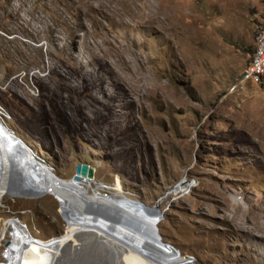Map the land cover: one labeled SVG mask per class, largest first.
I'll return each mask as SVG.
<instances>
[{
  "label": "rangeland",
  "instance_id": "rangeland-1",
  "mask_svg": "<svg viewBox=\"0 0 264 264\" xmlns=\"http://www.w3.org/2000/svg\"><path fill=\"white\" fill-rule=\"evenodd\" d=\"M101 1L0 0L3 123L59 180L84 162L93 198L163 211L173 264H264V0ZM30 166L40 196L0 192V264L10 218L51 242L74 224ZM100 245L85 264L133 263Z\"/></svg>",
  "mask_w": 264,
  "mask_h": 264
},
{
  "label": "bare ground",
  "instance_id": "bare-ground-1",
  "mask_svg": "<svg viewBox=\"0 0 264 264\" xmlns=\"http://www.w3.org/2000/svg\"><path fill=\"white\" fill-rule=\"evenodd\" d=\"M102 1L104 3L108 0H102ZM130 1H134V0H122V2H125V3H128ZM98 6H101V4L99 3ZM261 18H264V15ZM263 29L264 28L262 27L258 32L259 38H260L258 41H260V45H259V48H257L258 49L257 57H256L257 59L254 62H252V65L259 59V57L263 53V46H264V30ZM263 69H264V55L262 56L258 65L255 66L254 71H250L249 77L255 80H260ZM237 83L238 82L235 83L234 88L236 87ZM238 89H241V88L240 87L235 88V90H238ZM7 117H8L7 110L0 103V164L2 166H5L6 168L8 165V152L10 153L12 150L19 148L21 145L27 146L28 148H26L25 151L22 150L23 151L22 153L20 152L18 153V155L20 156L19 160L21 161L20 164L25 165V168H24L25 172L31 171L30 173L32 174L33 178L37 175V171H35V168L31 169L30 165L31 163H33V164H36V166L34 167L38 166L43 176L41 177V180L43 178L45 181V183L43 182V185L45 184L46 190L43 188V191H46L54 195L57 199H59V201L61 202L60 204L62 206V209L67 201L73 200L78 203H82L83 202L82 198L99 199V200H105V201H110V202H122L123 204L124 202L127 201V203H125L127 208L134 207L136 210H138L141 213V218L144 219L141 222L144 225L145 230L148 231L151 236L154 235L156 238L159 236L160 242L165 244V242L161 241L162 237L161 235H159V232L157 233V231H155V229L157 230V228L155 225L154 218H156L155 215H157V213L160 214V211L153 213L147 216L146 218L143 215L144 213H146V209L150 207L144 205L141 202H136L127 197L119 198L118 196H116L117 197L116 198L114 196H111L113 195L112 193L118 194L114 192L112 188H111V192L112 191L113 192L110 195H108L109 197L103 196L104 194L102 195L100 192L98 193L95 192L93 194L94 196L93 198L92 195L87 190L86 182L87 183L93 182L92 180L94 178L86 179V180L80 179V181L78 182L74 180H62V179L59 180L60 178L59 179L57 178L55 173L50 170L48 165L36 159L37 155L35 157L34 153L30 151V147L24 142V140H22L20 137L15 135L14 132L11 131L3 123V121H5ZM38 158L40 159V157ZM98 187H100L99 184H98ZM105 189L106 188H104V190ZM36 190L41 193L42 188H37ZM1 194H5V193H1ZM128 201L133 204H129ZM139 204L144 205L142 206L143 210L138 207ZM154 209L155 211L157 210L156 206L154 207ZM158 210L160 209L158 208ZM10 219L14 221V224L10 222L11 223L10 225H6L8 227H5V230L3 233L4 234L3 236H5L6 230L11 227L14 231L12 230L10 231V237L16 234L15 241L13 242L12 239L9 240L10 244L8 247H6V251H5V254H6L8 250H11L12 262L9 264H75L76 261L80 262L81 260H82V263L85 264V261L89 259L92 260L90 256H93L94 253L99 254L105 260L104 257L107 254L106 253L107 250L105 251L103 247L101 248L100 243L102 245L106 243L107 245H109V247L111 244L114 247L115 252H114V255L112 252V255H113L114 261L117 260L116 262L120 261L119 259H122L123 261L125 260L124 262L132 261L134 264L136 263L138 264H173L171 258L175 259V256L182 257L181 254L179 255L175 253V251L171 247H164L159 244L157 245L156 240H153L152 238H150V236L148 237L144 235V239H146V244H147V248H144L139 243H137L138 241H141V240L139 239V236L136 235V232L128 231L127 229H125L123 233H115L114 235V228H112V226H106L100 222L98 224L93 223V222L91 223V221L88 219H85L83 221L81 219L74 220V224L72 226L71 231L66 236L60 239H54V240L52 239V242L51 240L44 241V240L36 238L29 231L27 226H26L27 229L23 228V226L21 225H20L21 228H18L16 224L19 225V223L15 221L14 218H10ZM70 219L73 222L72 218ZM24 231H28L29 233L26 234ZM125 232L130 233L128 235L134 237V239H136L137 242L125 236L124 235ZM153 242L155 244H153ZM112 246L111 248H113ZM67 250L70 252L69 253L67 252V254H65ZM111 251H113V249Z\"/></svg>",
  "mask_w": 264,
  "mask_h": 264
},
{
  "label": "water",
  "instance_id": "water-1",
  "mask_svg": "<svg viewBox=\"0 0 264 264\" xmlns=\"http://www.w3.org/2000/svg\"><path fill=\"white\" fill-rule=\"evenodd\" d=\"M19 143V142H18ZM20 144V143H19ZM20 148V149H19ZM19 148L12 150L10 153L8 152V165L2 166L0 164V191L2 193H6V195L10 197H22V198H33L40 196L41 193L38 192L34 188V178L31 171H24L25 165L20 164V156L18 153H22L28 148L27 146L21 145ZM23 150V151H22ZM94 178V168L91 167L87 163H79L75 166V173L73 174L71 180L76 182L80 181V179H93ZM83 202L78 203L73 200H69L63 206V214L66 217L81 219L82 221L88 219L91 223H102L106 226H112L114 228L115 233H123L125 229L128 231L136 232V235L139 236V239L142 241H138L134 239V237L128 235L130 233L125 232L124 235L132 239L133 241L139 243L144 248H147L145 236H150L153 240H156L157 244L164 247H172L171 245L160 242V237L157 238L153 235L151 236L148 231L145 230L144 225L142 224L141 213L136 210L134 207H126L125 203L122 202H110L99 199H86L82 198ZM129 204L130 203L128 201ZM125 207H124V206ZM123 206V207H121ZM129 206V205H128ZM143 204H139V208L142 209ZM143 210V209H142ZM160 210L155 211L154 206L147 208L146 213H144V217L156 213ZM163 211H161V214ZM159 218V216L157 217ZM15 221L18 222L16 218ZM21 225V222H18ZM21 223V224H20ZM22 226V225H21ZM155 231H157L155 229ZM10 244L9 239H5L3 245L4 247H8ZM172 249H174L172 247ZM188 261V260H187Z\"/></svg>",
  "mask_w": 264,
  "mask_h": 264
},
{
  "label": "clouds",
  "instance_id": "clouds-1",
  "mask_svg": "<svg viewBox=\"0 0 264 264\" xmlns=\"http://www.w3.org/2000/svg\"><path fill=\"white\" fill-rule=\"evenodd\" d=\"M12 134H13V133H12ZM14 134L17 135L16 133H14ZM14 134H13V135H14ZM17 136H18V135H17ZM18 137H19V136H18ZM20 140H21V139H20ZM30 151L34 153L35 157H36V154L39 155L38 153L34 152L33 149H31V148H30ZM36 159H37L38 161H40V162H44V161L39 160L37 157H36ZM49 168H50L51 171H54V168H53V167H49ZM160 211H161V210H160ZM162 215H163V214H162ZM16 219L18 220V222H21L18 218H16ZM21 223H22V222H21ZM21 223H20V224H21ZM21 225L23 226V228L27 229V228H26V225H25L24 223H22ZM7 239H9V237H7ZM9 240H10V239H9ZM3 246H4V245H3Z\"/></svg>",
  "mask_w": 264,
  "mask_h": 264
},
{
  "label": "built area",
  "instance_id": "built-area-1",
  "mask_svg": "<svg viewBox=\"0 0 264 264\" xmlns=\"http://www.w3.org/2000/svg\"><path fill=\"white\" fill-rule=\"evenodd\" d=\"M264 30V29H263ZM264 55V46H263V53H262V55L259 57V59L252 65V67H251V69H250V71H254V68H255V66H257L258 65V63H259V61L261 60V58H262V56ZM233 86V85H232ZM231 86V87H232ZM230 87V88H231ZM229 88V89H230Z\"/></svg>",
  "mask_w": 264,
  "mask_h": 264
},
{
  "label": "crops",
  "instance_id": "crops-1",
  "mask_svg": "<svg viewBox=\"0 0 264 264\" xmlns=\"http://www.w3.org/2000/svg\"><path fill=\"white\" fill-rule=\"evenodd\" d=\"M235 203H236V202H233V201H232L231 206H232V207H235V208H238L239 206H238L237 204H235ZM240 207H241V205H240Z\"/></svg>",
  "mask_w": 264,
  "mask_h": 264
},
{
  "label": "trees",
  "instance_id": "trees-1",
  "mask_svg": "<svg viewBox=\"0 0 264 264\" xmlns=\"http://www.w3.org/2000/svg\"><path fill=\"white\" fill-rule=\"evenodd\" d=\"M251 51V50H250ZM252 59V58H251Z\"/></svg>",
  "mask_w": 264,
  "mask_h": 264
}]
</instances>
